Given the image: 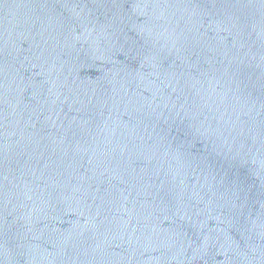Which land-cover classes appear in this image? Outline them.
<instances>
[{
  "label": "water",
  "instance_id": "obj_1",
  "mask_svg": "<svg viewBox=\"0 0 264 264\" xmlns=\"http://www.w3.org/2000/svg\"><path fill=\"white\" fill-rule=\"evenodd\" d=\"M0 264H264V0H0Z\"/></svg>",
  "mask_w": 264,
  "mask_h": 264
}]
</instances>
